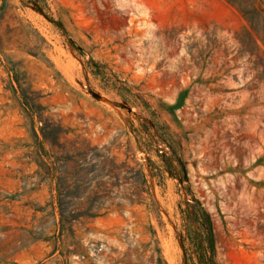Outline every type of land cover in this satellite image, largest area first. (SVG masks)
I'll return each instance as SVG.
<instances>
[{
    "label": "rangeland",
    "instance_id": "rangeland-1",
    "mask_svg": "<svg viewBox=\"0 0 264 264\" xmlns=\"http://www.w3.org/2000/svg\"><path fill=\"white\" fill-rule=\"evenodd\" d=\"M45 1L59 27L37 9L42 0H9L0 29L23 28L12 40L17 75L0 56V264H159L160 255L162 264H264L263 31L229 0ZM245 4L264 14V0ZM28 24L55 70L24 52ZM15 78L43 97L36 129L44 112L68 132L65 152L45 144L50 169L59 159L69 180L92 169L95 187L112 159L136 167L135 155L163 224L128 199L64 224ZM139 137L172 157L163 178L151 175ZM114 174L104 182L116 202L138 192ZM201 208L214 235L203 254Z\"/></svg>",
    "mask_w": 264,
    "mask_h": 264
},
{
    "label": "trees",
    "instance_id": "trees-1",
    "mask_svg": "<svg viewBox=\"0 0 264 264\" xmlns=\"http://www.w3.org/2000/svg\"><path fill=\"white\" fill-rule=\"evenodd\" d=\"M44 4L36 5L37 9L42 12L53 24L59 25L58 22L54 20V18L49 14V7L45 0H42ZM246 0H229L233 5L239 7L241 13L245 17V19L254 27V30L257 32L263 31L262 41L264 43V14L256 9L254 6L250 4H245ZM252 3L254 0H247ZM10 8L9 0H3V5L0 8V29L4 24V16L7 10ZM30 28V37L27 40V44L25 46V53L37 58L41 62L46 65L50 69L55 70L54 64L51 62L49 57V52L51 50V46L46 41V39L33 28L31 24L27 25ZM59 27V26H58ZM259 28V29H258ZM18 32H23L22 27H12L5 34V37L0 33V56L4 59V61L10 66L9 70H14L13 56L14 49L12 48V40L13 37L18 34ZM5 38H8L5 41ZM13 75H17L16 73ZM14 77V76H13ZM12 77V78H13ZM19 85V96L22 99L21 105L23 107L24 112L31 119L33 124V135L35 137V143L37 145L38 150L42 151L43 156L40 154L41 164L40 167L48 171L49 175H52L56 181V190L58 193V212L61 220L66 225H71L72 223L80 222L81 220H94L102 215V212L108 210L107 204H110V207L115 206L116 208H124V201L128 199L130 201V205H134L136 203L144 204L147 208V211L151 217L156 219L159 223L161 222V213L157 208L152 194L150 192V186L148 184V174L145 170V164H142L136 160V157L132 158L136 167H131L127 162L122 165H117V159L111 160V169L107 173H103L100 171V174L96 177L98 180L97 186H92V181L90 180V176L94 173V170H89L83 179L77 180H69L68 173L65 171L63 163L57 162V166H54L50 169L49 161L45 160L46 149L45 144L51 145L52 147H58L59 151H66V144L60 143L63 138L68 136V132H65L63 124L61 120H54L50 117L44 116V112L41 116H39V121L42 122V126L36 129V122L34 117L33 109L35 107L42 106L43 97L39 94V92L33 89V86H28L27 88L23 87L20 84L18 78H15ZM42 136L43 142L40 141V137ZM54 141V142H53ZM139 148L147 153V166L151 172V175L155 178L161 177L166 171L171 169V161L172 157L166 156L161 149L156 148V141L151 140L147 145L141 137L138 138ZM76 150L80 152L81 148L76 147ZM86 152H84L85 154ZM81 153H77L80 155ZM153 156L158 158V161L153 159ZM97 158H100L97 156ZM76 162V161H74ZM77 163V162H76ZM138 168V169H137ZM85 170V169H84ZM114 170H119V172L125 173V175L129 176V178H125V183L129 181L132 182L137 187L138 192L136 194L130 195V197L120 198L118 202L116 200L117 197L112 196V192L107 188L106 182L104 179H115L119 180V174H114ZM137 170L140 178L136 180L133 176V173ZM158 170V172H157ZM53 174H52V173ZM119 183H112L114 188H118ZM145 195L148 197L146 198ZM133 197H137V201L134 200ZM197 217L199 218L201 232H197V236H199L198 241L205 245V248H201L198 252L201 254L205 252H210L213 249V232H212V224L210 216L205 212L203 208L197 211ZM153 233V242L157 244V249L159 248V240L157 238L156 230L152 226ZM158 263H165V260L162 255L158 258Z\"/></svg>",
    "mask_w": 264,
    "mask_h": 264
}]
</instances>
